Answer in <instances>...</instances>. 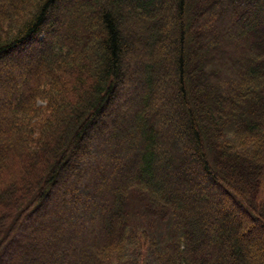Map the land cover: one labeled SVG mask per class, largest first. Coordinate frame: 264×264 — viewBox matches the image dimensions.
Segmentation results:
<instances>
[{"label":"trees","instance_id":"1","mask_svg":"<svg viewBox=\"0 0 264 264\" xmlns=\"http://www.w3.org/2000/svg\"><path fill=\"white\" fill-rule=\"evenodd\" d=\"M0 264H264V0H0Z\"/></svg>","mask_w":264,"mask_h":264}]
</instances>
